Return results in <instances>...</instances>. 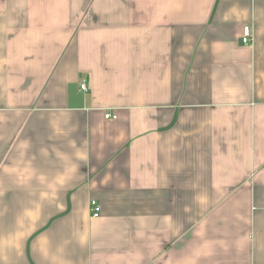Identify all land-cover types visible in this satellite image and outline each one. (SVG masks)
<instances>
[{"label": "crops", "instance_id": "0c3cea01", "mask_svg": "<svg viewBox=\"0 0 264 264\" xmlns=\"http://www.w3.org/2000/svg\"><path fill=\"white\" fill-rule=\"evenodd\" d=\"M0 264H264V0H0Z\"/></svg>", "mask_w": 264, "mask_h": 264}, {"label": "built area", "instance_id": "2783aa9c", "mask_svg": "<svg viewBox=\"0 0 264 264\" xmlns=\"http://www.w3.org/2000/svg\"><path fill=\"white\" fill-rule=\"evenodd\" d=\"M249 38H250L249 35L246 34L244 36V38L242 39V42L244 44H247L249 42ZM80 90L81 91H84V92L86 91V81H82L81 82V84H80ZM104 118L106 120H108V119H116V117L114 115L109 114V113L106 114L104 116ZM89 211H90V215H91L92 218H94V219L98 218L100 216V212H101V209H100L99 204L96 201H90L89 202Z\"/></svg>", "mask_w": 264, "mask_h": 264}]
</instances>
